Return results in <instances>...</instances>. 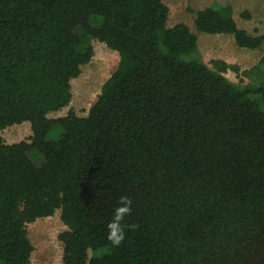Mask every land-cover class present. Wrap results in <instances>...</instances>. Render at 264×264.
<instances>
[{"label":"trees","instance_id":"trees-1","mask_svg":"<svg viewBox=\"0 0 264 264\" xmlns=\"http://www.w3.org/2000/svg\"><path fill=\"white\" fill-rule=\"evenodd\" d=\"M169 17L165 0H0V131L33 132L0 136V264H31L29 225L58 210L63 264H264V53L244 71L261 82L237 85L225 73L240 67H210ZM195 27L264 49L232 0L198 10ZM94 39L118 52L117 70L87 116L52 117ZM121 196L134 227L113 247Z\"/></svg>","mask_w":264,"mask_h":264},{"label":"rangeland","instance_id":"rangeland-1","mask_svg":"<svg viewBox=\"0 0 264 264\" xmlns=\"http://www.w3.org/2000/svg\"><path fill=\"white\" fill-rule=\"evenodd\" d=\"M218 0H165L170 7L169 26L187 23L198 35L199 53L205 62L213 67L214 59H222L240 67V72L228 70L225 75L235 84L244 86L248 83H260L258 76L247 77L244 71L255 67L264 49L241 48L237 45L234 35L208 34L198 32L195 27L196 12L216 4ZM235 17L241 28L254 35L264 34V0H232ZM246 15H249L247 17ZM95 55L82 68L81 75L72 81L73 99L62 111L52 113V117L66 115L70 109L79 116H87L90 108L98 100L104 83L117 70L119 54L106 43L93 40ZM264 109V106H263ZM33 134L31 124L24 122L0 131V136L8 143L29 140ZM37 163L42 155L36 150L31 153ZM67 229L61 219V210L55 215L38 219L29 225V236L35 246L31 264H63L64 245L59 235Z\"/></svg>","mask_w":264,"mask_h":264},{"label":"clouds","instance_id":"clouds-1","mask_svg":"<svg viewBox=\"0 0 264 264\" xmlns=\"http://www.w3.org/2000/svg\"><path fill=\"white\" fill-rule=\"evenodd\" d=\"M131 212L132 200L128 196H121L113 209L110 221L106 225V238L113 247H119L125 239L126 230L134 227L125 222Z\"/></svg>","mask_w":264,"mask_h":264}]
</instances>
